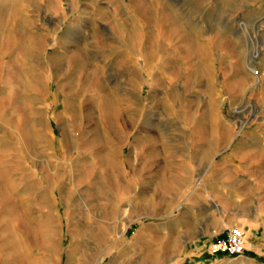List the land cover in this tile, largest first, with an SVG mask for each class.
<instances>
[{
    "label": "rangeland",
    "instance_id": "obj_1",
    "mask_svg": "<svg viewBox=\"0 0 264 264\" xmlns=\"http://www.w3.org/2000/svg\"><path fill=\"white\" fill-rule=\"evenodd\" d=\"M146 1L0 0V264H264V0Z\"/></svg>",
    "mask_w": 264,
    "mask_h": 264
},
{
    "label": "bare ground",
    "instance_id": "obj_2",
    "mask_svg": "<svg viewBox=\"0 0 264 264\" xmlns=\"http://www.w3.org/2000/svg\"><path fill=\"white\" fill-rule=\"evenodd\" d=\"M133 1V0H132ZM134 2L136 3V5H142V13H143V15H145V18H146V15H150L149 13H150V11H149V4H148V2L146 1V0H134ZM138 9H139V7H138ZM140 10V9H139ZM151 10V9H150ZM153 13V12H152ZM151 13V14H152ZM163 18H164V20H165V25L167 26V27H169V28H172L173 29V26H171L172 24H171V17H170V15L167 13V12H163ZM150 17V16H149ZM153 18V17H152ZM149 19V18H148ZM151 19V18H150ZM149 19V20H150ZM161 20V19H160ZM173 21V20H172ZM173 23V22H172ZM118 24V23H117ZM172 29H168V32H169V34L171 33V30ZM102 30V29H101ZM174 30V29H173ZM175 30H176V28H175ZM105 32V31H104ZM173 32V31H172ZM106 33V32H105ZM229 46V45H228ZM187 48L189 49L190 47H188V45H187ZM82 49H80L79 51L78 50H76L75 51V57L80 53V51H81ZM189 51V50H188ZM258 51V50H257ZM83 52V51H82ZM260 52V51H259ZM91 54V53H90ZM78 57H80V56H78ZM90 58V57H89ZM80 60H81V58H80ZM77 63H79V62H77ZM80 68H83V69H85V70H88V72H87V74L88 73H92L93 72V68H92V66L91 65H89L88 63H86V61L84 62V60H83V62L81 63V65L79 66ZM249 71H250V73H252L253 74V76H254V82H253V85H257L258 83H259V81H260V76H259V72H258V70L255 68V66H254V64L252 63V61H250V66H249ZM93 75V74H92ZM118 78H120V77H118ZM101 80V79H100ZM98 83V82H97ZM116 87L117 86H111L110 88H108V87H105L104 85H102V84H100V86H99V89H101V90H107L108 92H107V94H106V106L107 105H109V106H112V104H113V102L112 101H118L116 98H115V96H112V93L111 92H109V89H111V90H113V89H116ZM121 87V86H120ZM119 87V88H120ZM240 87V86H239ZM117 90V89H116ZM113 94H115V93H113ZM76 102V101H75ZM81 104V103H80ZM119 104V102H117V104L116 105H118ZM121 104V103H120ZM88 105V104H87ZM91 106V105H90ZM76 108V107H75ZM74 108V109H75ZM86 109H87V107H86ZM91 110V109H90ZM93 110V109H92ZM76 112V111H75ZM78 112H80V111H78ZM85 112V111H84ZM107 113H106V117L107 118H109V116H108V111H106ZM86 114V113H85ZM78 115V114H77ZM80 115V114H79ZM78 115V116H79ZM90 115V114H89ZM126 115V114H125ZM90 118V117H89ZM78 120V119H77ZM76 120V121H77ZM110 121V120H109ZM120 121L122 122V125L124 124L125 126H128V125H130V124H133L134 123V119L133 118H131L129 115H127L126 117H124L123 115H122V117L120 118ZM78 123V122H77ZM161 123V122H160ZM93 126V125H92ZM95 126V125H94ZM102 126V125H101ZM147 127V126H146ZM162 127V126H161ZM160 129V128H159ZM107 130V129H106ZM103 131V130H102ZM101 132V131H100ZM84 134V133H83ZM87 135V134H86ZM85 135V136H86ZM91 135V134H90ZM95 135V134H94ZM106 135V134H105ZM103 136H101L100 135V133L99 134H97V136L96 137H93V140H95V142H98V143H100V142H102V138ZM105 137V136H104ZM74 142V141H73ZM89 147V146H88ZM87 148V147H86ZM101 156V155H100ZM106 160H108V162L109 163H113L114 162V159L110 156V154L108 153L107 155H106ZM105 159V158H104ZM110 168V167H109ZM84 170V169H83ZM111 170V169H110ZM77 174V173H76ZM118 178H120V177H118ZM76 182V181H75ZM129 184V183H128ZM118 188V187H117ZM119 189V188H118ZM54 194V193H53ZM81 202V201H80ZM120 211V210H119ZM118 215V214H117ZM134 217V216H133ZM117 219V218H116ZM126 226H124L122 229H121V231L120 232H118L117 230H116V228H113V231H115V233L118 235L117 237L118 238H122L123 236H124V234H125V232H126ZM49 230V229H48ZM35 236V235H34ZM116 237V238H117ZM34 238H37V237H34ZM114 241V240H113ZM112 241V242H113ZM115 244V243H114Z\"/></svg>",
    "mask_w": 264,
    "mask_h": 264
},
{
    "label": "crops",
    "instance_id": "obj_3",
    "mask_svg": "<svg viewBox=\"0 0 264 264\" xmlns=\"http://www.w3.org/2000/svg\"><path fill=\"white\" fill-rule=\"evenodd\" d=\"M116 25L118 26V24H116ZM2 27L3 28L0 29V32L5 33L6 32L5 24H3ZM119 42H120L121 51L117 54V62L116 63H119V65H120V63H122V65L125 64L127 66L133 67L135 65V61L137 60V58L140 57V54H141V52L138 49L139 45L137 44V42H134V41H132V42L130 41L131 42L130 43L129 41H126L124 38L119 40ZM166 53H167V50H164V53H163L162 56L163 57H166V56L169 57V54H166ZM131 86H132V88H134L133 85H131ZM136 86H138V84ZM108 88H110V87H108ZM221 202H222V205L218 204L219 210L222 212V215H220L221 217H225V218H228V219H233L235 217L246 216V215L243 214V211H240V213L237 214V211H239V210L235 209V200L233 198L222 200ZM261 207H263V206L261 205ZM231 222H233V221L229 220L226 223L227 227H225V228H228L229 227L228 224H231ZM254 233H256V232L254 230H251L252 241H249V243L246 245V249L247 250H253L258 245H260L259 241L261 239H260V237H258L256 235L257 233L256 234H254ZM218 236H216V237H218Z\"/></svg>",
    "mask_w": 264,
    "mask_h": 264
},
{
    "label": "built area",
    "instance_id": "obj_4",
    "mask_svg": "<svg viewBox=\"0 0 264 264\" xmlns=\"http://www.w3.org/2000/svg\"><path fill=\"white\" fill-rule=\"evenodd\" d=\"M212 255H243L246 249V235L239 226H230L206 246Z\"/></svg>",
    "mask_w": 264,
    "mask_h": 264
}]
</instances>
